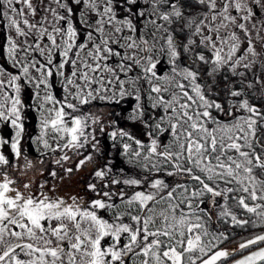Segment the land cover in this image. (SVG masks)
Listing matches in <instances>:
<instances>
[{"label": "snow or ice", "instance_id": "snow-or-ice-1", "mask_svg": "<svg viewBox=\"0 0 264 264\" xmlns=\"http://www.w3.org/2000/svg\"><path fill=\"white\" fill-rule=\"evenodd\" d=\"M0 19V264H226L264 244L220 247L264 228V0H0ZM29 113L35 150L61 153L49 175L88 172L94 198L14 178L8 152L43 172ZM101 135L148 175L101 164ZM233 264H264V247Z\"/></svg>", "mask_w": 264, "mask_h": 264}, {"label": "flooded vegetation", "instance_id": "flooded-vegetation-1", "mask_svg": "<svg viewBox=\"0 0 264 264\" xmlns=\"http://www.w3.org/2000/svg\"><path fill=\"white\" fill-rule=\"evenodd\" d=\"M96 109H93V111H95ZM105 109H101V111H104ZM101 140V144L103 145V152L105 154L104 158H101V164H103L105 162V158L109 161H111L112 163L115 164V168L113 169V174L115 175H119V169L123 168L125 170V173L128 175H133V174H139V176L142 174L140 173V171L137 169L135 173H133L131 170L128 169V166L126 164H124L123 162V158L119 155L118 151H115L113 149H111L109 147L110 141L108 139V137L106 135H101L100 137ZM24 142L26 141V136L24 138ZM133 148H135V145L133 144ZM32 150V149H31ZM29 149V146H26L24 144L23 146V152L24 155L27 156L30 160L33 161V164L36 165L37 160H43L44 161V165H43V172H33V170L29 169V170H24L23 169V160H16L12 157L11 153L8 152L6 153L9 156L10 162L17 166V170L14 172V178L16 179H20L22 178V173L23 172H27L28 176L32 177V182L34 185L38 186L40 183H43L45 181L48 182L49 185H54L53 188L48 189V194L52 195V196H62V197H67V196H71V195H76L77 193H80L81 196H83V198L85 200H90L91 198H94L93 193L90 192H86L85 190V181L88 179H92V177L90 176V174L88 172H82V173H74L73 178L72 179H66V180H54L50 175H49V171L50 170H56L57 169V165H55L53 163V155L55 156H59L61 155V153L59 152V150H57V152L55 154L49 152L46 156H40V154H36L35 152L31 151ZM41 151H45V150H41ZM64 151L68 152L70 156L74 155L70 150L65 149ZM83 151V150H82ZM67 163V162H66ZM75 163V160H73V165ZM10 173L12 172V170H9ZM63 174V173H61ZM98 184H103L104 182H100L97 181ZM123 189L126 193H132L133 189L130 188H126L125 185H110L109 189H105V190H111L112 192H118L119 190ZM136 190V189H135ZM114 200H116V202H119V198L118 197H114ZM123 209V205L121 206ZM158 207H164V205H160ZM239 211V210H237ZM102 213H106L105 211H101L100 215H102ZM135 214V213H133ZM110 218V217H109ZM227 228V225L221 224V230H224ZM230 232H234L235 236L231 239H229L228 241H225L224 243H222L220 245V247L222 248H229V247H236L237 244L239 242H241V239H247V238H251L253 235L255 234H259L261 232H264V228H248L247 230H242V229H238V228H233V229H229ZM105 243H107V241H105ZM258 247H264V244H260L258 246H253L251 249L246 250L244 252H238L236 253L232 258H230L226 264H230L233 262V260H237L239 258H241V256L243 255H247L249 251H256ZM139 260V258H137V261ZM129 264H131V262H129ZM220 264H225V262H220Z\"/></svg>", "mask_w": 264, "mask_h": 264}, {"label": "rangeland", "instance_id": "rangeland-1", "mask_svg": "<svg viewBox=\"0 0 264 264\" xmlns=\"http://www.w3.org/2000/svg\"><path fill=\"white\" fill-rule=\"evenodd\" d=\"M45 2H47V0H45ZM39 3V0H33V4L36 5ZM18 7H23V5H18ZM25 12H27V10L25 9ZM36 20L39 19V15H37V17L35 18ZM6 21L3 20V19H0V63H4V52L2 51L4 45H5V41H6V35L8 34L7 31H6ZM10 34H12L13 36H15V33L14 32H11ZM57 95H59V90H57ZM85 111L87 110V108L84 109ZM35 116L36 114L35 113H29V120L26 124V128H27V131H26V141L22 142L23 146L24 144L26 146H29V149L33 152H35L36 154H38V152L35 150V147L34 145L32 144V138H34L36 135H37V132H38V125H37V120L35 119ZM121 127H125V125H121ZM136 131V134L138 136H140L141 139H143L142 135H140V132H139V129H135ZM49 143L52 145V147H55L56 146V142L52 139H49ZM61 143H63V141H61ZM43 150V149H41ZM148 175L147 173H142L140 176H146ZM144 187L145 186H140L139 188H136L137 191H141V190H144ZM126 188L130 189V187L126 186ZM129 195L131 193H128ZM102 216H104L105 218H109V214L106 212V213H102ZM125 222H129L127 218H125ZM231 248V247H229Z\"/></svg>", "mask_w": 264, "mask_h": 264}, {"label": "water", "instance_id": "water-1", "mask_svg": "<svg viewBox=\"0 0 264 264\" xmlns=\"http://www.w3.org/2000/svg\"><path fill=\"white\" fill-rule=\"evenodd\" d=\"M231 248H233V247H231ZM231 248H228V249H231ZM240 259V258H239ZM230 264H233V262L232 263H230Z\"/></svg>", "mask_w": 264, "mask_h": 264}]
</instances>
